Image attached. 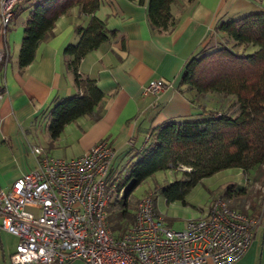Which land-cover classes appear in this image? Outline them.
<instances>
[{"label": "crops", "instance_id": "1", "mask_svg": "<svg viewBox=\"0 0 264 264\" xmlns=\"http://www.w3.org/2000/svg\"><path fill=\"white\" fill-rule=\"evenodd\" d=\"M147 6L148 0H100L95 15L116 31L81 58L78 71L94 78L103 91V112L95 120L88 115L75 118L55 137L48 130L46 112L57 99L77 91L73 74L63 65L62 49L78 40L74 26L85 23L89 14L73 6L60 15L53 35L38 44L33 60L25 66L18 64V53L27 11L11 19L6 33H0V48L5 49L0 64V190L34 170L42 156H76L100 139L114 148V170L126 161L133 148L143 144L151 127L169 118L197 113L179 90L185 61L201 47L228 45L231 39L217 29V23L263 10L264 0H193L167 33L152 29ZM156 79H162L165 87L156 93L145 91L146 85ZM131 136L134 142L128 145ZM36 147L42 148L41 154ZM238 168L246 176L247 171ZM260 185L252 188L256 198L244 200L240 207L230 206L260 218L247 250L232 264H264V185ZM213 200L207 210L187 216L180 226L188 218L206 215ZM154 205L163 215L164 202L156 195ZM169 205L177 207L174 200ZM163 217L174 226L173 220ZM18 240V236L0 229V264H9V255ZM206 264L213 263L208 258Z\"/></svg>", "mask_w": 264, "mask_h": 264}, {"label": "trees", "instance_id": "2", "mask_svg": "<svg viewBox=\"0 0 264 264\" xmlns=\"http://www.w3.org/2000/svg\"><path fill=\"white\" fill-rule=\"evenodd\" d=\"M133 1L142 3L144 0ZM192 1L148 0L152 29L158 33L170 32L185 6ZM99 4L100 0L15 2L11 19L27 11L18 53L20 66L29 64L38 44L53 35L55 20L60 15L73 6L89 14L85 23L74 26L78 40L67 43L62 49L63 65L73 74L77 91L57 99L46 112L49 115L47 127L53 137L61 133L66 123L81 115L94 120L102 115L103 91L94 78L82 76L78 71L81 58L116 31L95 15ZM216 27L227 34L231 42L195 51L185 61L179 81V90L201 111L200 116L166 119L151 127L143 144L132 149L122 167L124 178L115 184L116 191L126 184L128 187L121 198L107 206L108 223L115 235H120L134 218L136 199L129 205L130 192L157 170L181 165L190 168H181L179 178L155 183L153 201L159 192L167 201L185 202V193L191 185L227 167H240L244 171L254 168L253 178L264 184V9L222 19Z\"/></svg>", "mask_w": 264, "mask_h": 264}, {"label": "built area", "instance_id": "3", "mask_svg": "<svg viewBox=\"0 0 264 264\" xmlns=\"http://www.w3.org/2000/svg\"><path fill=\"white\" fill-rule=\"evenodd\" d=\"M15 2L0 0V33ZM4 57L0 48V61ZM164 87L156 79L145 91ZM133 142L129 137L128 145ZM35 150L42 153L41 147ZM114 154L100 139L76 156H42L34 170L0 190V229L19 238L10 264H65L74 258L85 264H206L208 258L213 264H232L245 253L260 218L231 208L222 198L211 203L206 215L174 228L157 211L152 191H146L136 199L133 220L115 235L107 210L121 195L108 179Z\"/></svg>", "mask_w": 264, "mask_h": 264}, {"label": "rangeland", "instance_id": "4", "mask_svg": "<svg viewBox=\"0 0 264 264\" xmlns=\"http://www.w3.org/2000/svg\"><path fill=\"white\" fill-rule=\"evenodd\" d=\"M195 110L198 112L190 115L189 118L200 116L201 111L197 107H195ZM124 164L125 162L120 164V166L117 167L118 169H115L116 172L113 170L110 173L108 177L110 181L115 182L116 184L117 180H122L124 178L125 170L122 169ZM181 168V166H178L157 170L152 175L145 178L130 192L129 205H132L133 201L146 191H153L155 183L163 184L182 176ZM246 173L247 174L245 176V173H243L238 167H227L218 170L211 175L202 177L195 184L191 185L189 190L185 193L186 203H183L180 199L176 201L174 200L177 204L176 208H171L169 205L173 200L166 201L159 192L156 193V196H158L160 200H163L165 205V208L162 211L163 215L166 216L165 218L173 220L172 223H174V228H180V223H182L187 216L197 215L205 209L207 210L208 205L214 198L221 197L225 200V202L229 201L228 203L226 202L229 206L240 207V203H243L244 200L251 198L254 199L257 197V194H255L252 189L253 186L257 187V184L264 185L260 180L253 178L255 175L254 168L249 169ZM115 176L117 179H114ZM247 178H249L250 181ZM243 186L247 188V192H243V190H241ZM127 187L128 184L123 186L121 189V195H123L124 190ZM113 190L116 192V187H114ZM121 195L117 199L121 198ZM26 209L31 208L26 206ZM259 234L260 232L258 235ZM50 264L61 263L53 262ZM65 264H85V262L81 258H74Z\"/></svg>", "mask_w": 264, "mask_h": 264}]
</instances>
